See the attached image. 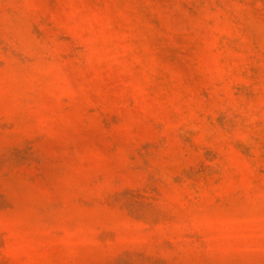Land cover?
I'll return each mask as SVG.
<instances>
[{"label": "rangeland", "instance_id": "rangeland-1", "mask_svg": "<svg viewBox=\"0 0 264 264\" xmlns=\"http://www.w3.org/2000/svg\"><path fill=\"white\" fill-rule=\"evenodd\" d=\"M0 264H264V0H0Z\"/></svg>", "mask_w": 264, "mask_h": 264}]
</instances>
